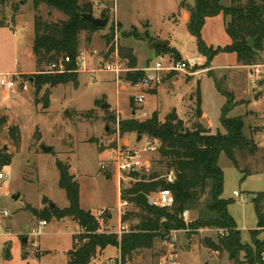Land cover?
<instances>
[{
  "label": "rangeland",
  "instance_id": "1",
  "mask_svg": "<svg viewBox=\"0 0 264 264\" xmlns=\"http://www.w3.org/2000/svg\"><path fill=\"white\" fill-rule=\"evenodd\" d=\"M79 1L81 4L90 3L95 17H109L107 26L90 37L88 32L81 33V48H105V44H107L105 36L113 28L116 33L114 42L116 41L119 46L133 47L141 65L156 60L157 52H164L158 47L150 48L145 39V37L150 38L156 33L169 36L173 40V45L178 47L183 55L185 53L198 55L196 39L189 33L188 27L184 25L182 19L178 21L175 19L178 9L173 8V5L176 0ZM222 4L228 6L231 4V0H222ZM38 14L51 22L67 18L62 12L45 3L40 4L35 10L32 0L27 3H22L21 0H11L0 5V23L8 25L12 23L13 17L16 16L17 19L16 27L7 26L9 32L3 34L1 31L0 34V71H5L9 66H15L16 61L21 65L32 61L37 72V58L35 54L33 57L28 56V48L34 50L35 16ZM190 16L188 13L185 14L188 21ZM15 28L18 33L16 37H14ZM13 43L20 47L17 56L13 53ZM169 55L163 54L161 60L164 64L168 63ZM220 58L217 60L218 63ZM139 63L137 66H140ZM47 66L43 64L40 68L45 69ZM94 76L82 73V85L78 89H72L71 85L73 84L69 83L70 86L67 84L61 88L60 95L57 97L54 95L49 99V107H52L53 110L68 107L66 111L61 112L60 116L56 112L42 114L36 111L35 105L28 102L27 99L31 93L25 91L19 92L21 95L13 97V102L11 101L13 105L9 110V115H11V111H15L16 121L10 120L9 122L8 117L0 111V114H4L7 118V127L4 126L0 134V154L9 152L13 155L10 164L0 167V172L5 175L4 178H0V232L9 231L10 233L9 236L5 235L0 238V264H67V252L72 248L73 243L80 245L85 242L84 239H80L81 241L78 242L74 238L76 232L80 230L82 233L83 230L80 227L78 229L75 225L77 223L72 218L49 220L41 235L33 234V230L38 228L39 221L46 220V218L36 216L28 206L44 208L48 205L43 201L44 196L51 201L49 206L52 203L61 209L69 206L66 192L59 184L58 161L70 164V173L75 176L80 185V204L83 209L91 210L95 215H98L101 209L110 208L113 210V216L109 214L108 217L103 218L102 229L111 232L119 224L118 213L115 209L118 203L119 182L116 175L113 174L111 166L106 170L101 169V163H108L109 153H112L121 143L118 140L119 134H116V125L110 118V115L116 114L105 111L112 109L111 103L115 105L118 88L116 83L109 81L113 77L110 73L98 71ZM200 78L201 87L199 88L197 82L194 83V90L191 94L193 101L197 92L199 91L200 95L202 92L200 106L204 111L202 117L198 116L197 102L193 101L192 103L188 100L186 102L189 106L184 116L185 90L172 95V97H166L163 101V109H167L171 104L178 106L177 112L181 118L184 116L183 121L189 128H193L200 122L210 128L212 133H216L218 130L223 132L224 129L220 121L222 107L228 98H231L230 105L233 107L228 115L231 117L243 115L245 117L242 132L246 137L252 136L258 150L255 154L236 150L235 155L239 166H235L226 154H221L219 164L225 172V195L228 196L229 192L236 188L246 196L245 200L233 198L234 202L229 205V210L239 220L240 227H256L258 218L255 214L251 193L264 190V129L258 127V124H261L264 119V80H261L262 77L259 79L260 77L249 66L229 70L220 68L215 72L210 70ZM18 81L20 82V80ZM138 90H134L132 87L130 90L128 88L127 91H121L119 98L122 109L131 110L130 92L133 94ZM190 90L192 91L191 88ZM254 92L259 93L257 99ZM104 95L112 100L111 103L106 100V97H103ZM101 102L102 104L107 102L111 106L103 109L101 108L102 104L100 105ZM148 103V101L145 103L146 108ZM74 105L81 109H77ZM90 110L93 112L88 114L87 112ZM163 113H166L165 110ZM138 115L140 116L141 113ZM163 117L164 115L161 116V119ZM253 120L256 122L253 123ZM15 125L20 128L21 141L19 144L10 137L9 133L10 127ZM130 133H132L130 134L132 147H136L138 144L136 136L133 132ZM42 137L44 143H40ZM143 137V145L147 143V140L160 145L158 140L150 139L146 135ZM43 145L53 147V151H43ZM148 157L150 165L142 170L141 174L153 172L166 174L168 172L166 162L163 161L159 152L150 153ZM253 171L263 172L250 176L249 173ZM108 173L111 174V178H107ZM169 174L170 172L167 176ZM243 177H245L244 180ZM133 182L135 179L130 180L125 177L121 179V188L130 186ZM16 195H19L17 199L14 198ZM202 207L203 201L188 210L187 221H195ZM126 210L132 212L130 220L127 221L128 232H130L132 226L138 224L139 209L129 204ZM260 232L259 230L252 237L250 230L243 231V240H250L243 243V249L240 250L235 260L229 258L231 264H251L250 256L256 249L255 242L259 240ZM168 233L161 232V235L155 239L152 248L132 252L127 256L126 262L121 259L120 248L108 246L96 255L91 264H169L165 261L168 255V246L165 243ZM203 236H210V238L219 241L223 235L222 230L216 227L201 228L198 233L179 230L176 241L179 264L180 261H183L184 264L204 263L207 252L199 249L198 244H195L193 251L182 253L186 244H191L188 241L197 242L198 238ZM24 237L28 238L26 244L23 242ZM6 247H10L11 250L12 257L9 260L4 256ZM41 251H44L45 255L39 257L38 254ZM220 255L226 263L228 254L222 250ZM208 263L213 264L211 261Z\"/></svg>",
  "mask_w": 264,
  "mask_h": 264
},
{
  "label": "trees",
  "instance_id": "2",
  "mask_svg": "<svg viewBox=\"0 0 264 264\" xmlns=\"http://www.w3.org/2000/svg\"><path fill=\"white\" fill-rule=\"evenodd\" d=\"M11 0H0V5ZM29 0H21L27 3ZM35 10L39 5H46L55 8L67 16L59 21H47L41 15L35 16V42L34 53L37 58V72L32 76H24L29 80L36 90V102L43 103V107L49 106V99L44 94L38 96L45 86L72 83L75 87L79 85L78 73L66 74H45L41 73L40 67L43 64L58 60L62 56H70L69 68H76L77 56L80 50V35L88 32L89 37L104 27L92 25L82 18V13L93 14L90 3L81 4L79 0H32ZM186 5V1L182 6ZM19 7V6H17ZM191 16L187 27L191 35L196 39L197 49L200 54L206 57L203 68H208L213 58L221 52L236 53L237 61L244 66L264 63V0H231V4L224 6L222 0H195L194 6L190 7ZM222 13L226 21V32L231 38V43L226 46H209L203 38V26L207 17ZM14 19V17H13ZM4 24L0 23V26ZM115 31L112 28L105 36L109 45L115 38ZM256 38L254 46L250 45V39ZM164 51H171L170 47H158ZM120 54L127 59L131 67H137L138 59L134 50L130 47L119 46ZM177 58H181L179 55ZM142 72L129 73L128 80L138 83ZM218 89L221 91L220 87ZM197 113L202 117L201 95L197 92ZM227 95V94H226ZM229 96V95H227ZM229 97L222 107L221 126L224 131L218 130L212 133L210 128L200 122L193 128L187 127L175 109L165 116L164 120L159 118L158 112L150 117L137 119L134 117L123 118L110 115L111 120L119 125L121 135L136 132L146 135L150 139L158 140L159 153L166 162L168 172L160 174H141V171H132L129 176L135 179L130 186L122 188L121 197L129 204L139 209L138 224L132 226L130 232L121 236L111 231L102 229L103 218L95 215L91 210H86L80 204V185L75 176L70 173V164L62 161L57 162L60 172V186L66 192L69 206L61 209L57 206H49L51 201L43 197L48 203L42 209L28 206L36 216L44 217L47 221L55 219L72 218L83 230L74 238L85 242L73 243L72 248L67 252V264H91L96 255L108 246L120 248L121 259L126 262L127 256L140 249H150L154 241L161 235V232H169L172 229L187 230L198 233V230L206 227L227 229L228 233L221 236L216 243L210 237L201 239V243L211 249L225 250L229 257L235 260L243 249L241 232L233 216L229 212V205L233 199L222 197L224 189V171L219 164L222 153L239 166L235 155L236 150L248 151L255 154L258 150L252 136L246 137L242 130L245 124L243 115L231 117L228 112L233 107ZM102 102L100 103V105ZM230 105V106H229ZM109 112V109L105 110ZM93 110L87 113H92ZM7 124L5 115L0 114V134ZM10 137L21 141L20 128L11 126ZM53 151V149H52ZM13 155L9 152L0 154V167L12 162ZM174 171V180L169 181L167 174ZM159 190H170L174 196V203L170 207H158L150 205L147 195ZM203 201V207L195 221L186 222L182 214L192 209L198 202ZM255 212L258 218V230L251 231L254 236L260 229H264V191L257 192L252 198ZM132 212H127L122 220H130ZM256 249L251 253V264H264L262 253L264 241H256ZM42 254H38L40 257ZM7 260L11 259L10 247L4 250ZM121 260V261H122Z\"/></svg>",
  "mask_w": 264,
  "mask_h": 264
},
{
  "label": "built area",
  "instance_id": "3",
  "mask_svg": "<svg viewBox=\"0 0 264 264\" xmlns=\"http://www.w3.org/2000/svg\"><path fill=\"white\" fill-rule=\"evenodd\" d=\"M115 40V39H114ZM114 40L111 44H105V48L101 49L99 47L91 48H80L77 56V66L76 68H69L68 64L71 62L70 56H62L58 60L50 63L41 73L47 74H66L71 72L76 73H91L94 75L98 71H104L110 73L114 81L117 84H129L132 87L139 86L142 90H150L164 83L166 78L172 74L179 73H190L196 68L202 67L205 64V59L202 55L187 57V58H177L170 57L167 64L162 62L163 54H158L156 60L152 61L145 68L131 67L127 59L123 58L120 54L119 44ZM255 73L262 77L264 76V63L254 64L249 66ZM142 72L140 80L138 83H133L131 80L127 79L129 73ZM29 80H23L20 82L14 76L0 75V85L4 86L8 90H13L22 85V89L27 90L29 88ZM134 104V114L133 117L137 119L149 117V113L145 107L146 97L144 92L134 93L132 97ZM138 113H141L139 116ZM116 125V132H119V125ZM264 128V119L260 124ZM159 152V144L157 142H151L147 140L144 145L141 144L136 147H132L129 144L123 143L119 144L118 147L111 153L108 163H101V169L106 170L109 166L112 167L113 174L116 175L119 182V203L115 208L119 216V224L113 232L121 235L128 232L127 222L122 220L123 216L127 213L126 207L129 205L127 200H123L121 197L122 188L120 185L121 179L128 177L130 180L132 178L129 176L132 171H142L149 167L150 159L148 154ZM5 175L0 172V178H4ZM169 181L174 180V171H171L167 176ZM1 192V191H0ZM234 198L245 200L246 196L242 193L235 191ZM147 200L150 205H155L158 207H170L174 203V196L170 190H159L156 192H151L147 195ZM113 210L110 208L101 209L98 212V216L103 218L110 214ZM189 211L186 210L182 217L186 222L188 219ZM7 214V212H5ZM48 224V221L43 219L39 221L38 228L33 230V234L39 236L43 233L44 226ZM84 230V229H82ZM222 235L228 233L227 229H221ZM178 229H172L169 231L168 236L165 239V243L168 246V255L165 261L169 264H179L178 262V251L176 247ZM78 231L76 234H80ZM9 236V231L0 232V238L3 236ZM168 238V239H167ZM79 242V240L77 239ZM264 260V256H263Z\"/></svg>",
  "mask_w": 264,
  "mask_h": 264
},
{
  "label": "crops",
  "instance_id": "4",
  "mask_svg": "<svg viewBox=\"0 0 264 264\" xmlns=\"http://www.w3.org/2000/svg\"><path fill=\"white\" fill-rule=\"evenodd\" d=\"M184 1L185 0H176V3H175V5H173V8L176 7L178 9L177 15L179 14V17H177V15H175L176 21L182 19L184 25H186V27H187L188 19L185 18V14L188 13L189 15H191V12H190L189 8L194 6L195 0H186V5L182 6V3ZM117 19L120 21L119 18H117ZM226 21H227V18H225V16L222 13H220L218 15H215V16H211V17H207L206 18L205 24L203 26L202 33H203V38H204L205 42L209 46H212V47L221 46V47H223V46H226V45L231 43V38L229 37V35L226 32ZM122 25H123V23H122ZM7 26L8 27L9 26H13V27L17 26L16 16L14 17V19H12V23H10L8 25L4 24L3 26H0V34H1V31H2L3 34H5V32H7V31L9 32V30H7ZM16 36H18V33H17L16 28H15L14 29V37H16ZM150 38H153V39H158V38H160V39H168L170 41V44L167 47H170L171 51H164L162 53H159V52L156 51L157 55L158 54H170L169 55L170 57H176L177 55H179L181 58H187V57H194V56L202 55V54L199 53L198 49H197L198 55H190L189 53H185V55H183L182 51L178 47L173 45V40L169 36L163 35L162 33H156L153 36H150ZM215 41H218V42H215ZM131 48L134 50L133 47H131ZM19 49H20V47L18 45H16L15 43H13V53H14L15 56H17V53H18ZM28 49H29L28 56L33 57V55L35 54L34 50H31L30 47ZM134 53H135V51H134ZM230 54H231V56H230ZM219 57H221V58H220V62L218 63L217 60H218ZM203 58L205 59V62H206V57L203 56ZM137 59H138V57H137ZM221 62H223V63H221ZM138 63H139V61H138ZM148 64H150V62H148L146 65H141L139 63L140 66H137V67L138 68H145ZM220 68L229 70V69H237V68H246V66L241 65V64L238 63L236 53L221 52V53L217 54L213 58V60L210 63V67H208V68H203V66H202V67L196 68L193 72H190V73H179L181 75H179V74L169 75L166 78V80L164 81L163 84H161V85H159V86H157L155 88H152L150 90H142L139 86H135L133 88H134V90L135 89H139L138 90L139 93L144 92L145 97H146V102L147 101L149 102L148 106L146 108L148 113H149V117L154 112L157 111L158 114H159V118L160 119H161V116L164 115L163 119H161V120H164V118L167 115V113H169L171 110H173V109H175L176 111L179 110L178 106L172 105V104L168 105L167 109H163L164 108V103H163L164 99L166 97H169V96L172 97V95L177 94L178 92L185 90V95H184V98H183V106H184L183 113H184V116H185V113L187 111L186 109L189 106V104H187L186 101L188 100V101L193 103V101L197 100V96H196L195 100L192 101V94L191 93L194 90L193 84L197 82V84L199 85V88H200L201 87V78L200 77L203 74H205L208 71H210V70H213L215 72V70H218ZM34 73H36V68L34 67V63L32 61L24 63L22 65L20 63H17V61H16L15 66H9L5 71H0V75H9L11 77L14 76L15 78H17V80H21V81L25 80L24 76H32V74H34ZM82 73L83 72L78 73V78H79L78 87H75L74 85H71L72 83L70 84L72 86V89H75V88L78 89L82 85V79H81V74ZM89 74H91V73H89ZM91 76L93 77L94 75L91 74ZM111 78H112V80H109V81L112 82V83H116L114 81V78L113 77H111ZM259 79H261V77ZM261 80H264V76H262ZM67 84H58V85H55V86H45L42 89L41 93H39L38 96L41 98L44 94L46 95V91L47 92L49 91V97H47V95H46V97L48 99H51V97L54 96V95L57 97L58 95L61 94V88L62 87H65V85L70 86L69 83H67ZM116 87L118 89H117V96L115 98V105H113V103H111L112 100L107 95H104L103 97H106V100L109 101L111 103V105H112V109H110V112H114L116 114V116H118V117L130 118L131 115L134 114L133 101L132 100H131V102L129 101V105H130V109L131 110L125 111L124 109H122V105H121V101H120L119 95H120L121 91H127L128 88H129V90L132 89V86H130L129 84L124 85V84H117L116 83ZM190 88L192 89V91L190 90ZM24 91L26 93H31V96H29V98H27L28 102H31L33 105H35L36 111H38V112H40L42 114H52V113L56 112V113H59L58 115L60 116L61 112H64V111H66L68 109V107H67L65 109L53 110L52 107H49V106L46 107V108L43 107V103H37L36 102V98H37L36 90H35V87H34V85L32 83L30 84V86H29V88L27 90L22 89V87H18V88L13 89V90H8L4 86L0 85V111L2 113H4L8 117L9 122H10V120L11 121L12 120H15V121L17 120L15 111H11L12 113H11V115H9V110H11V106L13 105L12 98L16 97L17 95H21V94H19V92L21 93V92H24ZM133 94H132V92H130V96L131 97H133ZM256 94L257 93L254 92V96ZM258 95H259V93H258ZM99 99H101V98H99ZM99 99H97V100H99ZM96 101H95V103H96ZM201 104H202V92H201ZM71 106H73V105H71ZM74 106L77 109H81V108H79L76 105H74ZM22 110L24 112V108ZM163 110H165L166 113H163ZM203 113H204V111H203ZM4 114H2V115H4ZM184 116H182V119L184 118ZM179 117L181 118L180 115H179ZM255 122L256 121L253 120V123H255ZM258 127H260L262 130L264 129L260 124H258ZM133 133L136 136V143H138L137 146L141 145L142 142L144 141V137L141 135V138L139 139L140 134H138L136 132H133ZM53 134H52V136H54ZM116 134H118V133L116 132ZM130 134H132V133H125V134H123V136H119L118 135L119 142L121 141L122 144L126 143V144H129L130 146H132V139L130 137ZM40 143H44L43 137H42V140L40 141ZM110 156H111V153H109V158H110ZM259 172H263V171H259ZM259 172L253 171L252 173H249V174L251 176V175H255L256 173H259ZM107 178H111V174L110 173L107 174ZM244 178L245 177H243L242 179L244 180ZM118 188H119V183H118ZM235 191L240 192L238 189L234 188V189H232L231 192H229L228 196L225 195V193H226V178H225V172H224V189H223L222 197L225 198V199H233L234 198L233 194H234ZM244 191H246V190H244ZM263 191H253L251 193L252 194V198L254 197L255 193L263 192ZM118 194H119V192H118ZM80 200H81V198H80ZM118 203H119V195H118ZM118 203H117V206H118ZM40 209H42V207ZM229 212L233 216V218L235 219L236 224H237V228L241 232L242 242L245 243L246 241H249L250 239L243 240L242 233L245 230H250V235H251V231L258 230L259 229V227H258V219H257L256 227H240L239 223H238L239 220L237 219V217L230 210H229ZM110 214H112V212ZM255 214H256V212H255ZM108 215L105 216V217H108ZM112 216H113V214H112ZM118 218H119V216H118ZM54 219L55 218H53L52 220H54ZM74 224H75V222H74ZM75 225L78 227V229L81 228L78 224H75ZM117 226H118V224H117ZM260 231L261 232H260L258 238H259L260 241H264V233H263L264 229H260ZM204 237H210V236L200 237V238H198L197 242H193L191 240L188 241V242H191V244H186V248H185L184 251H182V253L193 251L195 244H198L199 249H201V250L203 249L204 252H207L206 253V258H205L203 264H207L208 261H211L213 264H219V263L224 264L225 261L223 259H221V255H220V252L222 250H215V249H211V248H208V247L204 246L201 243V239L204 238ZM212 240L215 241L216 243L219 242V241H216L214 239H212ZM223 251L228 254L227 251H225V250H223ZM41 254L43 256V255H45V252L41 251ZM262 255L264 256V251H263ZM229 258L230 257H229V254H228V257H227L228 261L225 264H231V260ZM180 264H184V262L180 261Z\"/></svg>",
  "mask_w": 264,
  "mask_h": 264
},
{
  "label": "water",
  "instance_id": "5",
  "mask_svg": "<svg viewBox=\"0 0 264 264\" xmlns=\"http://www.w3.org/2000/svg\"><path fill=\"white\" fill-rule=\"evenodd\" d=\"M82 18L87 20V21H89L92 25L98 26V27H106L108 22H109V17H106V18L95 17L90 12L82 13ZM145 39L147 40L150 48H152V49H155L157 47H167L170 44V41L168 39H160V38H158V39L150 40V38H148V37H145ZM255 40H256V38H251L250 39V45L251 46H254ZM47 97H49V91L47 92ZM255 98L256 99L258 98V94H256ZM110 106L111 105L109 103L105 102V103H103L101 105V108H103V109L104 108H109ZM140 138H141V135H140L139 139ZM42 149L45 152H50L53 149V147L43 145ZM18 197H19V195L14 196L15 199H17ZM54 206L55 205L52 203L51 207L53 208ZM23 242H24V244H26L28 242V238L24 237L23 238Z\"/></svg>",
  "mask_w": 264,
  "mask_h": 264
}]
</instances>
